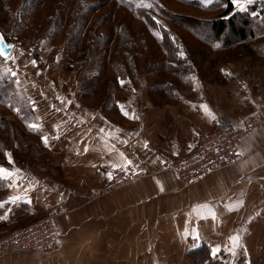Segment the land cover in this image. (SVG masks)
Returning <instances> with one entry per match:
<instances>
[{"label": "crops", "instance_id": "1", "mask_svg": "<svg viewBox=\"0 0 264 264\" xmlns=\"http://www.w3.org/2000/svg\"><path fill=\"white\" fill-rule=\"evenodd\" d=\"M258 3L264 6V0ZM46 45L41 46V62L48 61ZM66 60V55L59 56L43 71L37 68L36 60V67L24 72V80L40 82V88L27 96L34 101L40 136L49 137L50 147L40 154L38 161L42 163L33 164L34 171L25 168L14 181L1 179L18 185L16 190L21 187L32 193L33 189L51 193L54 185V190L67 191L68 186L51 182L48 172L40 170L47 169L48 164H43L46 161L49 168L75 175L78 182L87 180V173L99 177L100 167L130 160L132 131H137L144 146L151 147L150 152L140 150L134 155L135 159L146 160L159 149L176 155L192 152L200 136L216 126V120L222 118L229 125L241 126L250 113L264 112V65L248 68L250 59L228 67L224 81L221 77H191L190 86L180 92L178 99L162 106L154 105L145 90L134 88L130 82L116 91L107 86L104 94L98 87L93 97L103 102L91 103L83 96L78 70H66ZM62 100L72 103L66 105ZM110 104L119 116H113L110 109L106 111L104 107ZM119 104H124L128 115L123 114ZM131 124L138 127L133 129ZM250 138L241 147L247 154L264 142V137H258L254 147V143L249 144ZM158 160L152 159L150 167L155 169L158 163L166 167ZM248 163L262 164L255 160ZM0 166L6 167L3 157ZM240 176L237 166L213 172L192 188L172 175H155L124 187L120 193L126 196L122 203L133 199L135 209L113 213V220L118 221L110 227L102 216L94 235L85 229L71 234L66 259L62 257L60 264H195L190 253L200 246L211 250V264H264V173L255 171L250 182L244 184L239 182ZM3 195L0 216L8 217L10 205H21L7 193ZM17 212L27 213L24 207Z\"/></svg>", "mask_w": 264, "mask_h": 264}, {"label": "rangeland", "instance_id": "2", "mask_svg": "<svg viewBox=\"0 0 264 264\" xmlns=\"http://www.w3.org/2000/svg\"><path fill=\"white\" fill-rule=\"evenodd\" d=\"M8 1H10L11 8L13 7V9H17V13H18L16 14L17 18L20 19L29 18L30 20L29 29H24L25 26H23L22 24L21 25L19 24L18 26L16 25L15 22H14V27L12 28L13 21L5 26L7 28L5 30L1 28L3 26L0 27V34L4 36L5 43L6 44L11 43L14 45L12 55L16 57L15 63H13L12 61H8V62L6 61L4 66L5 68L16 71L17 75L20 76V74L24 75V72H27L28 69L32 67L29 61L33 59L36 60V57H33L30 54L32 51L28 50L26 41H28V39L29 41H34V39L37 38V35L41 34V32L36 31L37 30L36 28L40 29L38 22V18L40 17V15L38 11L32 13V11L28 9L29 5L26 4L27 0H8ZM11 1L13 4H11ZM259 1H263V0H253V3L251 4L256 3L257 5L262 6L260 3H258ZM51 2L59 3L61 2V0H51L49 4ZM223 2H225V0H212V3L210 4L202 3L201 0H140L139 4H134V5H136V8H140V5L143 4L144 5V7H142L143 10L147 12L150 11L151 16L158 23L165 24L166 27L173 32L172 35L174 38L176 37H177L176 39H178L179 37L183 38V42L188 45L187 47L189 48V52L193 54H201V53L208 54L209 57L212 56L215 59L216 57L224 58L223 56H225V58H228L229 56H231V54L230 52L224 54L225 51L216 52L210 48L211 44L208 43L206 40L207 35H209V30H206L204 24L203 27L197 28V31L195 32V36H192V32L190 31V29L184 26L181 27L182 25L179 23H175V25L167 24L165 16L168 17L171 14L172 15L177 14L181 18L190 17L199 22L204 21V23L208 21H215L221 15V11L223 10L222 8ZM84 3L86 5L85 8L87 9V6L91 7L94 4V1L85 0ZM148 4H151L152 7L148 8L147 7ZM251 4H247V6H250ZM262 7L264 9V6ZM236 8L238 7L236 6ZM44 13L42 14L44 15ZM12 14L8 11L7 14H5L4 16L2 15L0 17V21H1L0 25L4 24L2 20H7L6 22H8L9 17H11L13 20V18H15V15ZM117 16H121L122 20L124 19V17L125 19L129 18V20L127 21L129 24H131L132 29H135L136 31H140L139 28L140 24L136 20L138 19L137 17H135L136 19L133 18L128 12H125L124 10L122 12L118 10ZM43 32H45V29L44 31H42V33ZM198 32L199 35L197 34ZM144 37L146 39L145 40L146 42L142 43L141 49L145 51L147 54L148 52H152L156 54L159 53L160 47L154 44V40L150 39L147 36V34L144 35ZM228 38L232 39V36L231 37L228 36L226 40ZM141 39L144 40L143 38ZM49 41H50L49 39L44 40L41 42V44L47 43L46 46L48 47V49H50L51 42ZM208 48H210V50ZM21 52L24 53L23 56L20 55ZM85 53L87 54V52ZM38 54L41 55V50H39ZM86 54L84 56V60L87 57ZM156 57L161 58L159 54L158 56L156 55ZM251 58H247L250 59L249 64H247L248 68H250L251 66L264 65V56L261 57L257 56L252 59ZM38 59H40V57ZM198 61H201L200 58H198ZM82 62L83 59H80L74 65L75 71L77 70L79 71ZM233 63L225 64L226 69L230 67L231 64ZM185 65L188 66V63H186ZM199 66L201 67L202 70L205 69V66H203V64H200ZM199 66L198 69H200ZM24 67H26V69H24ZM39 67L40 66H37V68ZM219 67L221 68L224 66L219 63ZM45 68H47V66L44 65L43 67H41V70L43 71ZM220 68L216 74L212 73L210 74V76H207L208 74H205L203 76L204 77L206 76L207 77L206 79H210V80H218L221 77L222 79L221 81H224L223 76L225 75L226 69L224 68L223 71H220ZM233 68L234 67H231V70H233ZM245 70H247V68H244V71ZM189 71L190 72L193 71L192 77L197 76L195 74L197 70H194L192 66ZM17 79L20 81L21 78H17ZM24 79L25 78L22 79L19 86L24 87L23 89H25L26 94H28L29 92L33 93V90L40 88L39 87L40 82L37 79L33 80L35 82L30 81L28 79L27 80ZM175 81L176 82L178 81V83L181 84L179 79ZM2 82H3L2 76H0V83ZM27 83H29L30 86ZM10 86L11 88H9ZM7 89H10L12 91L15 89V87L13 86V84H9V83H6L5 85L0 84V118H1L0 145L2 144L6 145L4 146V150L6 151L7 149L11 148V143H9L4 138L3 132L6 133L13 132V129L10 128V124L12 123L19 124V125H14V128L20 127L22 130L26 131V129L17 120L16 115L12 114V112L7 107L9 102L8 101L9 95L7 93L8 92ZM180 89H181L180 91H182L185 88H180ZM23 95H24V91L20 93V96ZM94 100H91L90 102L92 103L97 100L101 101L98 97L97 100L95 101ZM159 103L166 104V101L165 99H162L159 100ZM112 115L116 117L119 116V113L113 111ZM246 119L248 120L250 119L256 123H260L261 125L258 128L254 129L253 131H251L238 144V149L240 150L242 155L241 161L237 162V164L231 165L229 167H225L222 170H220L223 171L224 169L236 168L238 166L241 173V176L239 177V182L243 184L244 182L245 183L250 182L251 176L252 177L254 176L255 171L264 173V142L256 147L257 149L256 151L252 150L248 154L246 153V150L243 151L241 149L244 142L248 138H250V136L252 137L249 140L250 141L249 144L254 143V147H255V142H254L255 139H257L258 137H262V138L264 137V112L250 113L249 116L244 119V123ZM216 126L213 127L209 132L215 131ZM132 127L134 129L138 126L132 125ZM233 127H236V125ZM129 134H131L130 136V138L132 139L130 140L131 151L133 153L131 157H128L130 160L124 162L123 164H109L100 167V170H98L97 172L99 177H96V174L94 175L87 173L86 174L87 180L85 179L84 182L81 181L78 182L77 177L75 175L70 176L69 174H64V172L61 169H57L58 170L57 171L54 168L52 169L49 168L51 167V165H49L50 164L49 161H46L45 163L43 162V164L46 163L48 164L47 169L42 168L40 170H44L48 172L47 176L48 175L50 176L51 179L49 178V180L51 182L55 181L59 184H62L64 187L68 186L69 189H67V191L59 192L58 190H54L53 189L54 185H53V187L50 188L51 193L42 192L40 189L39 191L37 189H33L34 192L32 193L31 191H28L26 188L21 189V187H19V190H16L14 188L18 186H15L13 182H10L8 184L7 181H3L0 179V201L5 198L4 196L6 194L3 195V193H7V195L10 198L21 197L20 199H16L17 200L16 202H18L21 206L15 207L14 205H10L8 210L9 212L7 213L8 214L7 219L6 220L0 219V264H60L62 263L64 261L62 257L65 258L64 253L68 244L67 238L71 234L72 235L79 234L83 231V229H85L91 231L90 235H94L93 231H97L98 224L102 223L101 220L102 216H104L105 218L104 220L105 225H107V227H110L113 222L118 221V220H113V216H112L113 213H123L125 211H130L135 209L133 199H129L128 202L125 201V203H122V200L126 197V196L123 197L120 194L121 192H123L122 190H124L123 189L124 187L134 186L139 182H142V180L146 178H150L155 175L165 176V177L166 175L175 176L174 173L170 171V169L168 168L166 161L169 159L176 160V158H180L185 154L191 153V152L180 153L176 155V154H169L167 152H162L159 149L155 151L157 153L156 155L158 156L157 158L156 155L155 156L151 155L147 157L148 159L146 160L135 159L134 155L137 154V151L145 150L146 152H150L151 147L147 144L144 146L143 141H141V139H139L137 136V131H132V133ZM206 134H202V136ZM30 141L34 143L37 142L36 139L35 140L31 139ZM32 144L29 143L28 147L24 146V150L22 153L19 151L20 148L14 146L15 147L14 154L16 155V157L20 160L26 159L27 162L24 163L18 162V160L15 157H12L13 155L12 154L11 155L12 160L17 163L16 164L8 163L7 160L8 153L1 154L3 152L1 148H0V158L4 156L3 158H5L6 167L9 169L12 168L14 165L16 166L19 165L18 168L20 170H24L26 168L34 171L33 168L35 166H33V164L42 163L38 161L39 159L38 155L39 152L41 153L45 151V146L43 143H41L42 145H40L39 143L38 145L40 148L37 153V151L33 152L35 147L37 146L36 145L37 143L33 145ZM137 144L140 146L139 150L138 148L136 149ZM251 152H253V154H251ZM152 159H154L155 161H159L158 159H161L165 163L166 167L164 166L161 167L160 164L158 163L156 164L157 168L153 169L152 167H150L151 163L154 162L152 161ZM251 160H255L256 163L260 161L262 164H260V166L258 163L250 165V163L248 162ZM241 164L243 165V167L240 168L239 166ZM244 164H246V169L244 167ZM253 169L255 171H252ZM53 170H56L57 172ZM115 171L118 172L115 173ZM140 173H143V175L140 176ZM64 175H66L65 176L66 179ZM55 178L58 180H55ZM205 180L195 182L194 184H189V185L185 184L182 180L181 181L184 183L185 186L192 188L193 186L198 185L199 183ZM8 196L7 199H10ZM68 198L69 201L68 204L66 205V200ZM23 207L25 209V212L27 213L26 214L23 212L18 213L17 209L19 208L22 209ZM80 239L81 236L78 237V240ZM90 239L91 238H88V240Z\"/></svg>", "mask_w": 264, "mask_h": 264}, {"label": "trees", "instance_id": "3", "mask_svg": "<svg viewBox=\"0 0 264 264\" xmlns=\"http://www.w3.org/2000/svg\"><path fill=\"white\" fill-rule=\"evenodd\" d=\"M50 1L27 0L28 9L32 13L38 11L40 15L38 18L40 29L36 28V31L41 32L34 41H29V39L26 41L27 48L32 51L30 54L36 57L38 66H40L39 69L44 65L48 68L51 67L59 56L66 55V70L74 71V65L78 60L83 59L77 76L81 82L83 96L88 101L95 99L93 94L98 87L102 89V94H104V88L107 86L116 91L121 86L120 80H123L130 82L134 88H142L154 105L162 106L164 104L159 103V100L165 99L166 103L174 102L180 96V88L189 87L193 74V71H189L191 66L197 70L195 74L205 80L207 77L203 75L208 74L207 76H210L212 73H217L220 68L219 63L224 66L220 68V71H223L224 68L226 69L225 64L264 56V9L256 3L241 11L231 3V0H225L219 18L205 23L190 17L181 18L177 14H171L168 17L164 15L167 24L179 23L182 25L181 27L190 29L192 36H195L197 28L203 27L204 24L206 30H209L206 40L211 44L210 48L216 52L225 51L224 54L229 52L231 54L228 58L223 56L224 58L216 57L214 59L208 54L189 52L188 45L183 42V38H174L173 32L165 24L158 23L151 16L150 11H144L141 6L136 8L134 4H139L140 0H93L94 4L91 7L87 6V9L85 8V0H61L59 3L51 2L49 4ZM0 2V17L7 14L8 11L15 15L13 20L9 17L8 22L2 20L4 24L0 25V27L3 26L1 28L7 29L5 26L12 21V28L14 22L18 26L19 24L25 26L24 29L30 28L29 18H17V9L10 7V1L0 0ZM11 4H13L12 1ZM118 10L128 12L133 18L137 17L138 19H135L140 24V31L132 29L131 24L127 21L129 18L125 19L124 17L122 20L121 16H117ZM41 12L46 13L43 15ZM44 29L45 32L42 33ZM157 32L161 36L155 35ZM146 34L154 40V44L160 47L159 53L148 52L147 54L141 49L142 43L146 42L144 37ZM197 34L199 35V32ZM228 36H232V39L226 40ZM48 39L51 42L47 55L48 61L41 62V57L38 54L43 44L41 42ZM216 44L221 46L217 48L215 47ZM210 48L208 49L210 50ZM181 50L186 53V59L179 57L178 52ZM85 54L87 57L84 60ZM158 54L161 58L156 57ZM198 58L201 61H198ZM5 63L6 61L0 57V76L3 80L0 84L9 83L15 87L12 91L7 89L9 95L7 107L12 114L16 115L17 120L26 131L20 127L14 128V125L19 124H10L13 132L3 133L4 138L11 143V148L6 151L4 150L6 145H0L3 150L1 154L10 152L18 162L24 163L27 160L18 159L14 154V148H20L19 151L22 153L24 146L28 147L29 143H37L33 152L37 151L38 153L40 148L38 144L42 145L40 131H32L27 126L28 123H37L38 118L32 100L25 93L24 87L16 83L17 78H21V82L25 76L20 74V76L12 77L7 72L8 68H5ZM186 63L188 66L185 65ZM200 64L205 66L204 70L201 69ZM177 79L181 84L175 81ZM23 91L24 95L20 96ZM102 94L100 95L102 96ZM107 101L110 100L107 99ZM16 108H20L21 111L16 112ZM104 108L106 111L108 109L114 111L111 104ZM31 139H36L37 142L34 143L30 141ZM43 153L39 152L38 156ZM190 254L196 260L195 264H211V250L207 246L197 247Z\"/></svg>", "mask_w": 264, "mask_h": 264}, {"label": "built area", "instance_id": "4", "mask_svg": "<svg viewBox=\"0 0 264 264\" xmlns=\"http://www.w3.org/2000/svg\"><path fill=\"white\" fill-rule=\"evenodd\" d=\"M260 125L246 119L242 126L233 127L221 118L217 120L215 131L200 136L193 152L176 160L169 159L166 164L176 178L187 185L205 180L213 172L241 161L242 155L238 144ZM142 175L143 173H140V176Z\"/></svg>", "mask_w": 264, "mask_h": 264}, {"label": "snow or ice", "instance_id": "5", "mask_svg": "<svg viewBox=\"0 0 264 264\" xmlns=\"http://www.w3.org/2000/svg\"><path fill=\"white\" fill-rule=\"evenodd\" d=\"M202 3L205 4H210L212 3V0H201ZM231 3L236 5L239 10L244 11L246 9L247 4H251L253 3V0H231ZM141 7H144L143 4L140 5ZM148 8H151L152 5L148 4L147 5ZM155 35L157 36H161L160 33H155ZM162 38V37H161ZM221 45L216 44L215 47L219 48ZM13 49L14 45L11 43L6 44L5 40H4V36L2 34H0V57H2L4 59V61H12L13 63H15L16 61V57L13 56L11 54V52L9 51H5V49ZM21 56L24 55L23 52L20 53ZM178 55L180 58L182 59H186V53L184 51H179ZM29 63L33 66L36 67L37 65V61L35 59L30 60ZM7 72L11 74L12 77H16L17 76V72L13 71L12 69H7ZM39 74V73H38ZM193 80H196V77H192ZM17 85L20 84V81L17 79L16 80ZM125 82L123 80H120V84L123 85ZM58 99H60V97H57ZM34 105V101L32 102ZM62 103L67 104H71L72 101L71 100H62ZM119 108H121L122 110L125 109L124 104H119ZM16 112H20L21 109L20 108H16L15 109ZM57 111H60V109H57ZM124 115H128V112L126 110L123 111ZM28 128L31 129L32 131H36L39 132L41 131V125L37 124V123H28ZM59 127V126H57ZM42 142L44 144L45 147H50V141H49V137L47 135H43L41 137ZM56 139H59V137L57 136ZM7 160L8 163H14V161L12 160L11 154L8 153L7 154ZM21 170L19 168H16L15 170H11L7 167H3L0 166V179H9V180H16V178L20 175ZM18 186V185H17ZM21 197H14L13 199H20ZM0 219H4L6 220L7 217L6 216H0Z\"/></svg>", "mask_w": 264, "mask_h": 264}, {"label": "water", "instance_id": "6", "mask_svg": "<svg viewBox=\"0 0 264 264\" xmlns=\"http://www.w3.org/2000/svg\"><path fill=\"white\" fill-rule=\"evenodd\" d=\"M5 51H9V52H11V54H12V52H13V49H5Z\"/></svg>", "mask_w": 264, "mask_h": 264}]
</instances>
